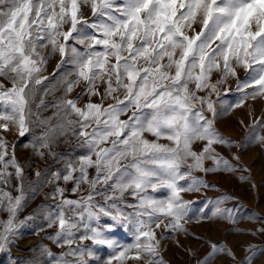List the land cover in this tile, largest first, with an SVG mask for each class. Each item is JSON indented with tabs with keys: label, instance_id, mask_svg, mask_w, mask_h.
<instances>
[{
	"label": "snow or ice",
	"instance_id": "1",
	"mask_svg": "<svg viewBox=\"0 0 264 264\" xmlns=\"http://www.w3.org/2000/svg\"><path fill=\"white\" fill-rule=\"evenodd\" d=\"M53 56L51 78L70 69L45 92L62 84V94L34 111V86L50 81L41 74ZM0 81V132L30 136L28 159L44 164L30 180L31 165L0 136V212L8 213L0 252L35 219L17 224L26 201L51 186L52 203L34 211L46 222L39 231L52 229L46 239L66 250L53 255L41 246L48 264H164L166 237L157 230L184 231L193 218H208L210 204L213 217L235 222L237 209L221 207L231 197L205 198L195 209L184 195L215 190L194 172L243 171L216 152L243 141L234 144L214 125L264 96V0H0ZM69 134L84 151L54 150ZM254 139L264 144V136ZM121 230L131 243L114 238ZM209 248L200 264L217 254L234 258L221 245Z\"/></svg>",
	"mask_w": 264,
	"mask_h": 264
},
{
	"label": "rangeland",
	"instance_id": "2",
	"mask_svg": "<svg viewBox=\"0 0 264 264\" xmlns=\"http://www.w3.org/2000/svg\"><path fill=\"white\" fill-rule=\"evenodd\" d=\"M59 62L58 57L50 58L46 65V70L41 74L42 77H52V73L56 71V64ZM70 66L61 69L57 76L45 81L44 85H36L33 110L35 105L40 103L41 99L51 103L62 94L63 85H58L55 92H45V86L51 87L55 85L57 79L69 70ZM243 78L244 73H240ZM216 75L212 77L215 82ZM71 79V77H69ZM3 82V81H0ZM5 87H11L7 82ZM233 84V88H234ZM80 89L77 88L78 92ZM75 94V93H73ZM238 93H233L228 97L231 102H235ZM53 109L41 111L40 115L46 117L51 115ZM264 96L258 97L256 100L249 99L245 101L243 107L235 108L226 115L219 117L214 125L216 130L234 144L243 145L241 148H229L226 146H216V152L232 164L237 169L243 171L223 172L204 174L202 172H194L193 174L203 179L206 183L214 186V191L202 190L200 193L185 194L186 200L194 201V208L198 209L203 206L205 198L208 201H215L218 197L227 196L231 200L221 205L223 208H236L235 222H228L212 216V205L208 209V218L204 220H192L184 223V231L177 233H162L157 230V236L164 235L166 238L161 241L160 257L164 264H200L210 251V244H217L229 250L234 258L226 254H217L210 264H242L247 262L251 257V264H264V144L255 142L256 135L264 136ZM255 121H261V125L254 131L252 125ZM39 129L36 133L39 134ZM253 131V139L245 141V135ZM0 136L11 144L16 143V154L18 161L22 164H30L26 167V174L29 179H35L34 172L39 167L43 170L44 164L37 157L29 160L31 148H25L28 139L16 136L15 130L4 133L0 132ZM67 141H71L68 143ZM79 140H73L71 134L64 137L54 147L57 152H69L75 149L79 154L83 149L75 148ZM110 146V145H109ZM239 156V163L233 158ZM57 164L54 167H60ZM206 167H214L212 161L205 162ZM243 177V179H241ZM15 185V181L13 182ZM27 186V185H26ZM45 188L37 194L33 199L27 200L26 205L18 214L17 224L24 220L26 216L34 215L35 219L28 221L25 225L18 228V234L12 238L4 252H0V264H48V257L42 254L41 246L47 248L53 255H60L66 249H60L51 241L46 239L53 234L52 229L39 231V226L46 223L42 214H37L34 210L38 206L51 204L50 200L45 199V193L50 190ZM13 195L17 193L13 191ZM238 206V208H237ZM8 219L7 212H0V221ZM120 243L127 244L132 242L131 233L121 230L114 237ZM106 255V252L100 253ZM130 264H143V262L132 261Z\"/></svg>",
	"mask_w": 264,
	"mask_h": 264
}]
</instances>
